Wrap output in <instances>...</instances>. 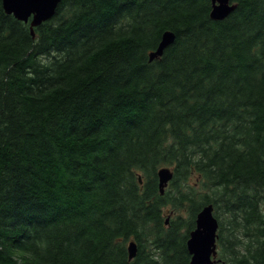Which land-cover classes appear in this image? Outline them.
<instances>
[{"label": "trees", "instance_id": "16d2710c", "mask_svg": "<svg viewBox=\"0 0 264 264\" xmlns=\"http://www.w3.org/2000/svg\"><path fill=\"white\" fill-rule=\"evenodd\" d=\"M234 3L61 0L32 35L0 0V264H189L209 204L217 264H264V0Z\"/></svg>", "mask_w": 264, "mask_h": 264}, {"label": "water", "instance_id": "95a60500", "mask_svg": "<svg viewBox=\"0 0 264 264\" xmlns=\"http://www.w3.org/2000/svg\"><path fill=\"white\" fill-rule=\"evenodd\" d=\"M61 0H1L5 14L11 15L17 21L28 23L30 33L33 35V28L51 19ZM211 11L209 18L214 22L226 19L236 5L234 0H210ZM174 41V34L163 33L156 49L149 54V61L152 62L162 56L164 50ZM158 188L161 195L165 187L173 177L171 169L162 167L156 172ZM139 183L141 178L138 177ZM217 231L218 222L213 216L212 205L204 206L195 217V227L188 234L186 242L187 252L190 256L189 264H217ZM128 259L131 261L136 256V245L133 241L128 243Z\"/></svg>", "mask_w": 264, "mask_h": 264}, {"label": "rangeland", "instance_id": "374dc122", "mask_svg": "<svg viewBox=\"0 0 264 264\" xmlns=\"http://www.w3.org/2000/svg\"><path fill=\"white\" fill-rule=\"evenodd\" d=\"M192 182H193V181H192ZM168 187H169V185H167V187H165L164 192H167V191H168ZM196 188H198V187H196ZM163 194H164V193H163ZM170 195H172V193H171ZM178 213H184V211H181V212H175L174 209H173L171 206H167V207H165V208H164V219H165V222L168 223L169 220H170L173 216H175L176 214H178ZM213 216H214V212H213ZM193 229H194V228H193ZM193 229H192V230H193ZM127 247H128V244H127Z\"/></svg>", "mask_w": 264, "mask_h": 264}, {"label": "bare ground", "instance_id": "6f19581e", "mask_svg": "<svg viewBox=\"0 0 264 264\" xmlns=\"http://www.w3.org/2000/svg\"><path fill=\"white\" fill-rule=\"evenodd\" d=\"M168 32V31H167ZM175 39V38H174ZM164 53V52H163Z\"/></svg>", "mask_w": 264, "mask_h": 264}]
</instances>
